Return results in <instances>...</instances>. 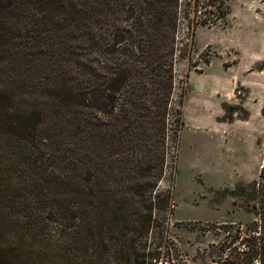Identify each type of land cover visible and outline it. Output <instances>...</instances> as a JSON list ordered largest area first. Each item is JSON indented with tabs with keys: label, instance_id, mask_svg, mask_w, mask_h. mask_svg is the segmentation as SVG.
I'll return each instance as SVG.
<instances>
[{
	"label": "trees",
	"instance_id": "trees-1",
	"mask_svg": "<svg viewBox=\"0 0 264 264\" xmlns=\"http://www.w3.org/2000/svg\"><path fill=\"white\" fill-rule=\"evenodd\" d=\"M226 15L224 0H0V264H83L86 234L112 224L129 149L158 144L166 119L178 137L180 24L189 41ZM253 190L258 220L217 226L200 263L264 264V158ZM154 255L132 263L185 264Z\"/></svg>",
	"mask_w": 264,
	"mask_h": 264
},
{
	"label": "rangeland",
	"instance_id": "rangeland-1",
	"mask_svg": "<svg viewBox=\"0 0 264 264\" xmlns=\"http://www.w3.org/2000/svg\"><path fill=\"white\" fill-rule=\"evenodd\" d=\"M224 1L225 19L197 24L189 41L180 24L170 96L178 137L166 119L160 143L129 149L136 168L118 175L112 224L86 234L83 264H133L136 252L202 264L223 237L217 226L258 220L250 200L264 158V0Z\"/></svg>",
	"mask_w": 264,
	"mask_h": 264
}]
</instances>
